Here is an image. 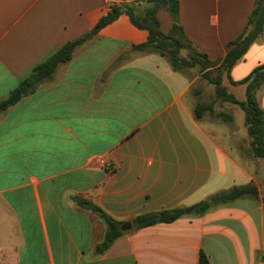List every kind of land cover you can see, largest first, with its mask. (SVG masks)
<instances>
[{
	"label": "crops",
	"instance_id": "0c3cea01",
	"mask_svg": "<svg viewBox=\"0 0 264 264\" xmlns=\"http://www.w3.org/2000/svg\"><path fill=\"white\" fill-rule=\"evenodd\" d=\"M113 1L0 0V100L51 52L91 30ZM255 1L179 0V24L194 48L220 60ZM157 17L167 33L169 13ZM147 37L119 15L0 112V264H197L200 250L210 264H264V161L250 155L236 106L230 122L196 119L194 78L164 56L133 50ZM263 62L264 29L230 76L241 80ZM223 84L245 98V85ZM256 96L264 109V86ZM250 182L257 197L132 224L139 214ZM96 208L131 223L106 250Z\"/></svg>",
	"mask_w": 264,
	"mask_h": 264
},
{
	"label": "trees",
	"instance_id": "16d2710c",
	"mask_svg": "<svg viewBox=\"0 0 264 264\" xmlns=\"http://www.w3.org/2000/svg\"><path fill=\"white\" fill-rule=\"evenodd\" d=\"M160 9L167 11L172 20L171 28L167 33L160 29L157 17V11ZM178 13L179 0H117L111 2L107 13L99 18L91 30L78 38L67 41L60 48L51 52L44 61L33 68L29 76L19 81L7 96L0 100V112L32 93L42 83L50 80L59 66L72 59L78 46L92 38L99 29L114 21L119 15L126 14L135 26L148 31L147 40L133 45V50L153 52L164 56L174 71L190 76L192 69L197 68L198 72L202 73V78L213 85L214 93L211 101L196 100L193 107L195 118L202 119L203 116L208 115L230 122L233 116L224 111L217 112L214 104L218 102L219 104L237 105L244 112V125L249 138L250 155L264 161V109L256 96L257 91L264 86V62L253 68L241 80L234 81L230 76L233 66L244 56L249 46L264 29V0L255 1V6L248 15L243 31L228 43L225 56L215 61L210 60L206 53L200 52L192 46L179 24ZM226 79L232 85H245L243 100L236 98L233 93L228 91L223 84ZM191 92L194 96L201 94L200 88L193 84ZM257 195L258 189L252 182L233 185L214 192L189 206L139 214L132 219V224L135 228H140L157 223H169L185 214L201 215L215 207L228 205L246 197H257ZM95 210L106 224L103 241L100 244L101 249L106 250L123 234L124 230L121 229V222L113 219L99 208ZM197 264H210L208 256L202 250L199 252Z\"/></svg>",
	"mask_w": 264,
	"mask_h": 264
},
{
	"label": "rangeland",
	"instance_id": "374dc122",
	"mask_svg": "<svg viewBox=\"0 0 264 264\" xmlns=\"http://www.w3.org/2000/svg\"><path fill=\"white\" fill-rule=\"evenodd\" d=\"M182 52L185 53V51H182ZM190 74L194 78L193 85L196 86V87L198 86L200 88V90H201V94L199 96H195V98L199 99L201 101H205V102L211 101L212 98H213V93H214L213 85H211L210 83H207V81L202 78V73H199L197 68L192 69ZM235 106L236 107L233 110L235 123L237 125L243 127L244 126V112H243V110L240 107H238L237 105H235ZM233 107H234V105L231 104V103L219 104L217 102V103L214 104V108H215V110L217 112L218 111H224L226 113H230ZM206 117H208L207 119H209V120L217 119L216 116H208L207 115ZM242 142H243V145L247 147V141L243 140ZM103 222H104V220H103ZM99 249H100V247L97 248V250H99Z\"/></svg>",
	"mask_w": 264,
	"mask_h": 264
},
{
	"label": "water",
	"instance_id": "95a60500",
	"mask_svg": "<svg viewBox=\"0 0 264 264\" xmlns=\"http://www.w3.org/2000/svg\"><path fill=\"white\" fill-rule=\"evenodd\" d=\"M90 208L94 209L95 206L91 204V205H90ZM129 227H131V223H130V222H126V223H123V224L121 225V229H123V230H125V229H127V228H129ZM99 251H100V249H99Z\"/></svg>",
	"mask_w": 264,
	"mask_h": 264
}]
</instances>
